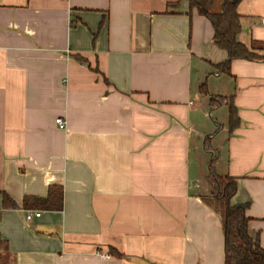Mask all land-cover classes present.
Returning <instances> with one entry per match:
<instances>
[{
	"label": "crops",
	"instance_id": "obj_1",
	"mask_svg": "<svg viewBox=\"0 0 264 264\" xmlns=\"http://www.w3.org/2000/svg\"><path fill=\"white\" fill-rule=\"evenodd\" d=\"M237 9L257 57L228 74L189 0H0L11 264H225L224 219L206 200L212 171L236 179L232 202L248 203L264 246V0ZM52 189L60 209L24 205ZM27 210L42 214L27 221Z\"/></svg>",
	"mask_w": 264,
	"mask_h": 264
},
{
	"label": "trees",
	"instance_id": "obj_2",
	"mask_svg": "<svg viewBox=\"0 0 264 264\" xmlns=\"http://www.w3.org/2000/svg\"><path fill=\"white\" fill-rule=\"evenodd\" d=\"M189 1L190 8H197L199 13L211 21L214 27L215 44L228 53L223 62L215 65L218 71L231 74L230 69L233 60L238 58L254 59L257 57V54L238 37L241 31L240 13L237 9L240 0ZM201 87L205 90V83ZM228 108L230 129L233 130L239 124L240 119L237 107L231 99H229ZM210 180L215 191L213 197L206 200L224 219L225 264H264V246L260 244L259 237L255 238L250 231L251 218L246 213L248 203L234 204L232 202L237 191L236 179L229 175L220 176L212 171ZM62 195L61 189L56 192L52 189L47 197L26 198L24 205L29 206L31 202H34L39 207L60 209L62 207ZM3 197L6 206H17L8 194L4 193ZM110 251L116 256H121V253L113 247L110 248ZM0 264H11L8 246L1 236Z\"/></svg>",
	"mask_w": 264,
	"mask_h": 264
},
{
	"label": "built area",
	"instance_id": "obj_3",
	"mask_svg": "<svg viewBox=\"0 0 264 264\" xmlns=\"http://www.w3.org/2000/svg\"><path fill=\"white\" fill-rule=\"evenodd\" d=\"M262 22L264 23V18L262 19ZM56 123L58 124V126L61 128V129H65L66 126H67V121L66 119H64L63 117H58L56 119ZM41 211L40 212H35V211H30V210H27L26 211V220L27 221H31L34 217H39L41 215ZM105 257H108L107 254H104Z\"/></svg>",
	"mask_w": 264,
	"mask_h": 264
}]
</instances>
